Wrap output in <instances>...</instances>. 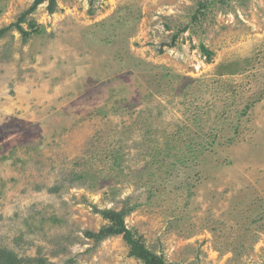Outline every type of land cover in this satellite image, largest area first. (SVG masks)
<instances>
[{"label": "rangeland", "instance_id": "374dc122", "mask_svg": "<svg viewBox=\"0 0 264 264\" xmlns=\"http://www.w3.org/2000/svg\"><path fill=\"white\" fill-rule=\"evenodd\" d=\"M35 0H0V29ZM0 38V252L264 264V0H57Z\"/></svg>", "mask_w": 264, "mask_h": 264}, {"label": "trees", "instance_id": "16d2710c", "mask_svg": "<svg viewBox=\"0 0 264 264\" xmlns=\"http://www.w3.org/2000/svg\"><path fill=\"white\" fill-rule=\"evenodd\" d=\"M48 3V10L55 13L57 10V0H35L33 5L22 14L18 22L11 24L8 27L0 29V38L6 33L16 28L27 39L29 32L21 25L26 21V18L34 13L41 5ZM102 217L108 221V224L102 227L98 232L88 231L86 235L88 238L96 242H102L110 237L122 236L129 247V255L134 257L144 264H177L166 261L162 255H158L151 251L144 240L143 236H138L126 224V210L117 211L114 209H107L100 212ZM0 264H22L18 257L8 250L0 252Z\"/></svg>", "mask_w": 264, "mask_h": 264}]
</instances>
